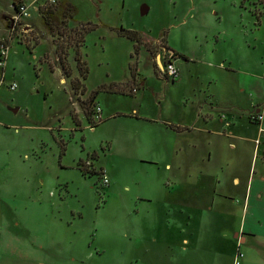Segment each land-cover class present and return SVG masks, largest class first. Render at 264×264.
I'll list each match as a JSON object with an SVG mask.
<instances>
[{
    "label": "rangeland",
    "instance_id": "obj_1",
    "mask_svg": "<svg viewBox=\"0 0 264 264\" xmlns=\"http://www.w3.org/2000/svg\"><path fill=\"white\" fill-rule=\"evenodd\" d=\"M69 1L75 15L68 26L95 25L80 47L86 78L74 49L67 56L71 75L59 61L51 69L35 58L56 53L55 36L43 27L34 6L41 0H27L28 13L39 14L28 30L21 19L2 38L9 45L16 39L6 82L18 86H4L8 101L0 112L7 124L0 131V237L63 247L79 244L84 254L85 245L96 250L117 242L110 236V230L122 229L114 226L115 220L159 216L164 223L176 213L171 198L185 199L192 189L210 190L206 164L191 165L193 136L176 134L164 122H175L179 112L203 100L212 88L236 117L234 135L247 136L230 158V166L243 174L259 133L248 118L255 110L245 97L248 91L238 87L247 80L264 101V0ZM119 28L142 37L137 53L134 41L119 35ZM168 41L195 58L185 63L179 82L164 77L152 61L157 53L164 54ZM224 57L230 64H218ZM176 62L183 64L179 58ZM135 68L139 79L126 93L99 89L103 119L91 127L98 103L90 102L89 95L102 85L127 82ZM211 77L216 83L208 82ZM73 78H79L85 91L73 90ZM102 177H108V185Z\"/></svg>",
    "mask_w": 264,
    "mask_h": 264
},
{
    "label": "crops",
    "instance_id": "obj_2",
    "mask_svg": "<svg viewBox=\"0 0 264 264\" xmlns=\"http://www.w3.org/2000/svg\"><path fill=\"white\" fill-rule=\"evenodd\" d=\"M16 1L21 2L26 9L27 16L22 17V22H26L23 23V28L27 29L32 20L39 19V14L32 17L30 12L28 13L30 6L27 0ZM0 2L3 6L0 7L2 39L8 35L9 19L15 13V9L14 0ZM42 3L43 0L34 4L36 11ZM14 40L16 39L11 40L5 63L0 67V112L5 109L8 101L4 86L7 88L11 83H7L6 79L10 61H13L11 54ZM167 45L178 54L177 56L175 54L173 62L179 72L185 69L186 62L195 59L193 55L174 48L170 42ZM19 47L25 53L21 44ZM46 53L49 54L46 59L41 55L32 56L36 55L35 58H38L41 65L48 63L51 68L50 64L53 61L55 63L59 61L58 55ZM159 54L162 53L159 52L155 58L152 57L153 63ZM178 58L183 62L182 65L177 64ZM219 60L218 64L223 60H228L229 64L231 61L225 57ZM182 75L180 76V73L177 75L178 82L182 80ZM139 76L137 73L135 84ZM61 80L64 81L63 78ZM216 81L217 79L213 77L208 80L209 83ZM238 89L242 93L248 91L245 97L251 100V107L255 108L248 118L259 133L253 136L250 159L245 170L242 169L243 174L230 166L233 164L230 158L231 153L242 145L239 143L246 141L247 136L234 135L232 125L235 124L236 117L231 113V107L221 101L217 90L212 88L203 100H198L179 112V116L174 119L175 122H164L176 134L193 136L191 144L195 153L192 159L194 162L190 159L191 165L205 163L207 170L204 174L213 181V185L208 186L210 190L192 189L191 196L188 193L185 199L174 201L171 198L170 207L178 212L179 216L175 213L166 218L164 223L159 216L141 215L136 218L115 220L117 223L114 226L122 229L110 230V236L116 238L117 242L114 240L113 244L96 250L90 247L91 244L89 247L85 245L84 254L80 253L83 247L78 246L79 244L63 247L52 246L47 241L0 237V264H264V101L255 95L254 89L247 85L245 79L239 84ZM97 94L94 101L99 105ZM258 113H262L263 117L256 121L253 116ZM135 115L139 114L136 112ZM145 118L156 120L150 116ZM170 124L175 127L172 128ZM3 125L7 124L0 119V131L5 127ZM258 138L260 140L256 144L255 140ZM199 146L203 149L202 153L198 152ZM188 175L192 177V174ZM233 191L239 192V197ZM102 256H105L104 259Z\"/></svg>",
    "mask_w": 264,
    "mask_h": 264
},
{
    "label": "trees",
    "instance_id": "obj_3",
    "mask_svg": "<svg viewBox=\"0 0 264 264\" xmlns=\"http://www.w3.org/2000/svg\"><path fill=\"white\" fill-rule=\"evenodd\" d=\"M21 4L16 0H14V9L18 10ZM37 11L40 14L43 27L46 29L47 32L55 36L54 42L56 45V53L58 55L57 57L59 62L64 67L65 72L71 75V69L68 64L67 56L69 53L68 49L69 48L74 49L77 52V56L75 57L77 59L78 65L80 66V70H81L80 74L84 78H86L88 67L85 66V61L81 60L80 47L82 46L83 41H85V34L90 30H92L95 25L91 22H87V23H82L81 25H78L73 28L68 26L70 21L73 20V17L75 15V7L69 0H60L59 3H56V0L54 2H50L46 0L41 5L38 6ZM117 32L119 35L126 36L132 39V41H134L133 42L134 50L136 51V53L137 51H139L140 46L143 43V40L142 37L136 31H133V29L119 28ZM1 44H5L8 46L9 45L8 39L6 38L0 39V45ZM145 46L148 49V51H150V53H153L151 46L148 45ZM27 47L30 50H32V48L29 47L28 44ZM167 48L168 46H166V49ZM136 74H137V69L135 68V71L132 72L131 74L132 79H129L127 82L121 84H116L115 82H112L109 85H102L101 87L94 89L92 93L89 95V101L94 102L96 94L98 93L99 89L126 93L127 91H125V89L127 87L132 88V86L135 84ZM71 83L74 91L76 92H82L83 90L85 91V88L82 82L79 80V78H73L71 80ZM86 115L88 116V120H90L91 117L89 116V112H87ZM89 122H93V121L90 120ZM170 126H172V128L175 127L174 125L171 124ZM85 163H81V164L88 166ZM82 169L84 172L89 171L85 167H83Z\"/></svg>",
    "mask_w": 264,
    "mask_h": 264
},
{
    "label": "built area",
    "instance_id": "obj_4",
    "mask_svg": "<svg viewBox=\"0 0 264 264\" xmlns=\"http://www.w3.org/2000/svg\"><path fill=\"white\" fill-rule=\"evenodd\" d=\"M50 2H54L55 0H48ZM26 17V9L23 4H21L18 10H15V13L9 19V34H12L15 31V26L20 23L22 17ZM164 49V54H159L158 59L154 60L157 70L166 78H170L171 80L175 79L177 75H179L178 67L174 64L173 59L175 58V53L170 49ZM8 52V46L5 44L0 45V67L5 63V57ZM18 86V84L14 81L8 85L9 90H14ZM254 119L256 121L262 119V113L254 114ZM102 119L101 108L99 105H95L92 110V121L97 122ZM93 123H91V127ZM259 138L255 140L257 144L259 142ZM104 176V175H103ZM103 183L106 184L108 179L106 177H102Z\"/></svg>",
    "mask_w": 264,
    "mask_h": 264
}]
</instances>
